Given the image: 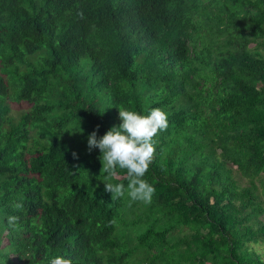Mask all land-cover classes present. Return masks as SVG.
Returning <instances> with one entry per match:
<instances>
[{"label":"trees","instance_id":"1","mask_svg":"<svg viewBox=\"0 0 264 264\" xmlns=\"http://www.w3.org/2000/svg\"><path fill=\"white\" fill-rule=\"evenodd\" d=\"M153 108L155 193L130 202L87 137ZM263 254L264 0H0V264Z\"/></svg>","mask_w":264,"mask_h":264},{"label":"clouds","instance_id":"2","mask_svg":"<svg viewBox=\"0 0 264 264\" xmlns=\"http://www.w3.org/2000/svg\"><path fill=\"white\" fill-rule=\"evenodd\" d=\"M121 123L113 126L102 137L97 138V130L87 137V148L98 149L100 152L101 169L107 174V179L117 175L116 169L125 170L128 177L127 194L130 202L151 203L155 188L143 177L149 169L155 152L153 138L159 131L167 128V114L159 108H153L148 115H141L135 111L118 109ZM76 158V154L73 153ZM104 190L120 198L125 194L122 184H104ZM17 210L22 204H15ZM18 217L8 218L9 224L15 225ZM48 264H73L70 259L57 256Z\"/></svg>","mask_w":264,"mask_h":264},{"label":"rangeland","instance_id":"3","mask_svg":"<svg viewBox=\"0 0 264 264\" xmlns=\"http://www.w3.org/2000/svg\"><path fill=\"white\" fill-rule=\"evenodd\" d=\"M24 109H25V107H24L23 104L12 105V106H11V112H12V110H13V112H12V116H14L13 113H17V112H19L20 110H24ZM238 180H239V184H240L241 186H246V185L248 184L247 181H246V179H242V178H240V179H238ZM257 193H259V191H257ZM3 244H4V242H3ZM255 249L258 250V251H261L262 248L256 246ZM261 253H263V252H261ZM263 257H264V254H263Z\"/></svg>","mask_w":264,"mask_h":264}]
</instances>
